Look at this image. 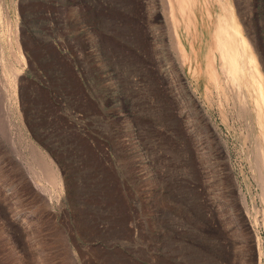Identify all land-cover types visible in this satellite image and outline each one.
<instances>
[{"label": "rangeland", "instance_id": "rangeland-1", "mask_svg": "<svg viewBox=\"0 0 264 264\" xmlns=\"http://www.w3.org/2000/svg\"><path fill=\"white\" fill-rule=\"evenodd\" d=\"M232 12L264 77V0H0V264H264Z\"/></svg>", "mask_w": 264, "mask_h": 264}, {"label": "bare ground", "instance_id": "bare-ground-1", "mask_svg": "<svg viewBox=\"0 0 264 264\" xmlns=\"http://www.w3.org/2000/svg\"><path fill=\"white\" fill-rule=\"evenodd\" d=\"M231 14L230 23L225 20L221 23L223 25L220 28L217 41L221 60L219 64L214 60L213 65L215 72L219 73L221 71L226 78H224L226 82H230L233 85L239 99L246 105L245 108L243 107L245 109L243 111L247 110L246 113L249 114V119L259 127V138L256 137L258 139V160L256 159V162H258V169L261 170L260 176L264 177V77L253 45L242 33V28L234 13L232 12ZM177 43L181 45L179 38ZM18 49L20 51L18 53L19 57L25 63L23 52L20 47ZM47 166L55 179V171L49 164Z\"/></svg>", "mask_w": 264, "mask_h": 264}]
</instances>
